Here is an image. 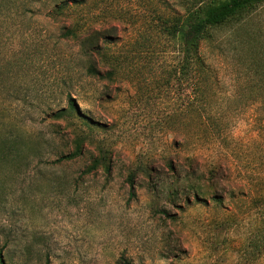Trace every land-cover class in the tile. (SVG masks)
I'll list each match as a JSON object with an SVG mask.
<instances>
[{"label":"rangeland","instance_id":"rangeland-1","mask_svg":"<svg viewBox=\"0 0 264 264\" xmlns=\"http://www.w3.org/2000/svg\"><path fill=\"white\" fill-rule=\"evenodd\" d=\"M187 1L0 0L4 264H264V2L193 84L164 24Z\"/></svg>","mask_w":264,"mask_h":264},{"label":"trees","instance_id":"trees-1","mask_svg":"<svg viewBox=\"0 0 264 264\" xmlns=\"http://www.w3.org/2000/svg\"><path fill=\"white\" fill-rule=\"evenodd\" d=\"M263 2L264 0H188L183 13H177L169 21L164 22V24H168L167 34L174 42L176 52L180 58L177 67L179 79L190 77V80L194 81L193 84H195L207 71V66L201 55L202 44L214 38V30L232 21L242 20L245 13L255 9ZM83 3L84 0H57L56 8L63 13L70 10L72 6H80ZM67 35L77 38L78 30H69ZM92 36L84 38L82 43L84 48H89ZM88 72L94 76H100V70L93 64L89 65ZM68 108L70 111H77L72 101L69 103ZM63 112L65 111L57 113V116H62ZM80 154L81 147L78 146L74 153L63 156L61 160H71ZM99 166L109 169L106 155L95 160L88 172ZM209 175H212L210 180L214 181L213 179L218 178V170L214 174L209 173ZM200 195L199 191H196L197 198ZM0 264H4L1 256Z\"/></svg>","mask_w":264,"mask_h":264}]
</instances>
